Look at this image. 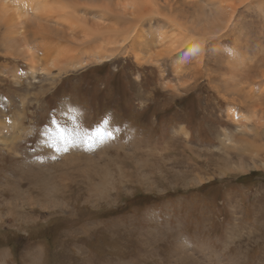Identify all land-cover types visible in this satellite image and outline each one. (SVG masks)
Instances as JSON below:
<instances>
[{
  "label": "rangeland",
  "instance_id": "1",
  "mask_svg": "<svg viewBox=\"0 0 264 264\" xmlns=\"http://www.w3.org/2000/svg\"><path fill=\"white\" fill-rule=\"evenodd\" d=\"M47 1L0 2V264H264V0Z\"/></svg>",
  "mask_w": 264,
  "mask_h": 264
},
{
  "label": "bare ground",
  "instance_id": "2",
  "mask_svg": "<svg viewBox=\"0 0 264 264\" xmlns=\"http://www.w3.org/2000/svg\"><path fill=\"white\" fill-rule=\"evenodd\" d=\"M0 2L2 3V5L4 6V7H11V8H14L16 11H17V13H18V15L17 16H22V11H24V7H26L27 9L28 8H30L32 11L31 12H33V15H31V17H32V25H35L34 26V28L35 27H43V25H42V22L41 21H45V22H48V21H51V22H53L52 20H54L55 19V16H53V15H44V14H42L40 11L42 10V6H44V5H47L48 3H49V1H47V0H0ZM30 9H28L29 11H30ZM11 20V19H10ZM13 21H14V23H13V25H11V27H15V29H14V31L16 30V35H19V34H21V33H23V34H25L26 36H24V39L25 40H28L27 38H28V33H27V31H26V29H25V31L23 30V29H19L20 27H23L25 24H26V22H24V21H22V22H18L17 24H15V21H16V18L14 17L13 19H12ZM17 20H18V18H17ZM30 20H31V18H30ZM37 20V21H36ZM57 20H60L58 17H57ZM9 22V21H8ZM37 22V23H36ZM39 22H40V24H39ZM9 24V23H8ZM37 24V25H36ZM57 24V23H56ZM45 25V24H44ZM46 26V25H45ZM9 27H10V25H9ZM13 31V32H14ZM48 31V30H47ZM12 35H14L15 33H11ZM33 34V33H32ZM64 37V36H63ZM13 39H15V37H13ZM13 39H11L12 41H13ZM31 41V40H30ZM69 49V48H68ZM69 51H71L70 49H69ZM113 53H111V52H106L105 54H101L100 56L99 55H97V57H96V61H100V62H102V61H107V60H110V59H112V55ZM82 58V57H81ZM70 61V60H69ZM69 61H66V62H68V63H63V64H58V62L56 61V60H52V63L50 64V66L48 67V68H42V69H39V70H36V67H32L31 68V74H32V76H34L35 74H36V72L37 71H40L41 72V74H43L44 76H50L53 72V68L55 67V68H58V70H59V73L61 74V72H64V71H68L69 69H73V68H78V67H80V66H82V65H85V63H87V61H85V59H80V60H78V61H76L75 62V60H72V61H74V62H71L70 61V63H69ZM65 62V61H64ZM182 133H184L185 135H188V132L187 131H185L184 129H183V127H181V130H180ZM260 134H256V137H254V140H250V141H248V140H245L243 143H241V146H242V149L240 150V149H235V148H233V147H231L232 149H234L235 150V152L236 153H238V155H236V158H239V157H242L243 155H241V154H244V153H247V151L248 150H252L253 152L254 151H259V150H263L264 151V146L263 145H260L259 143H258V141H257V138H258V136H259ZM260 137V136H259ZM224 142V141H223ZM226 144V143H225ZM228 147H230V145L228 146ZM240 150V151H239ZM242 151L244 152V153H242ZM241 152V153H240ZM158 152L156 151V150H153V155L151 154V156H153V157H151L152 158V163H154V165H155V160H156V162L159 160H161V162L163 163L164 161H163V159H161L160 157H159V153L157 154ZM240 153V154H239ZM129 156V155H128ZM158 157V159H155V158H157ZM157 165H158V163H157ZM156 165V166H157ZM159 166V165H158ZM162 167V166H161ZM158 167H156V169H157ZM92 193V192H91Z\"/></svg>",
  "mask_w": 264,
  "mask_h": 264
},
{
  "label": "snow or ice",
  "instance_id": "3",
  "mask_svg": "<svg viewBox=\"0 0 264 264\" xmlns=\"http://www.w3.org/2000/svg\"><path fill=\"white\" fill-rule=\"evenodd\" d=\"M109 139H114L112 130L98 127L93 134L88 129L77 126L70 132L67 127L57 125L56 132L48 143L55 152H67L70 146L77 145H85L89 150L95 149Z\"/></svg>",
  "mask_w": 264,
  "mask_h": 264
}]
</instances>
